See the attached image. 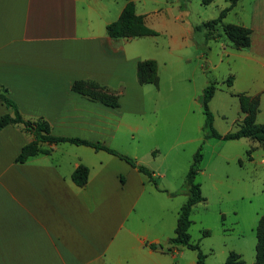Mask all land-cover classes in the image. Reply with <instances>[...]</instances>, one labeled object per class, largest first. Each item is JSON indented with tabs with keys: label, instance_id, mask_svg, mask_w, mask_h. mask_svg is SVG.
Masks as SVG:
<instances>
[{
	"label": "crops",
	"instance_id": "1",
	"mask_svg": "<svg viewBox=\"0 0 264 264\" xmlns=\"http://www.w3.org/2000/svg\"><path fill=\"white\" fill-rule=\"evenodd\" d=\"M132 1L157 35L108 36L107 26L120 18L126 0H0V85L23 118L44 119L54 136L103 144L147 167L155 179L151 181L118 156L70 143H41L45 153L18 163L22 149L35 138L21 124L7 126L0 131V264H163L159 257L164 247L153 248L160 243L176 253L169 264H183L185 247L171 244L175 236H164L155 224L142 226L141 217L142 209L150 210L160 216L161 224L168 214L172 223L176 190L165 182L174 143L167 133L171 123L164 116L171 107L161 103L174 91L173 61L167 57L174 55L179 37L186 38L181 46L188 54L187 37L200 26L170 35L164 46L166 57L163 47L155 49L146 39H158L156 26L167 29L168 19L158 7L140 13L138 2L148 0ZM227 3L221 11L230 0ZM189 17L186 9L174 22ZM207 22L203 23L206 40L217 41L215 34L207 39ZM223 24L250 30L251 41L249 47L236 49L228 39L232 48L222 55L227 57L229 75L215 82L212 100L220 87L238 101V95L258 99L256 123L264 124V0H239ZM202 59L203 55L195 58ZM148 60L157 63L158 87L139 82L138 66ZM207 61L212 65L210 57ZM229 78L230 87L224 83ZM81 81L117 97L118 108L75 91L73 86ZM147 95L152 106L146 104ZM13 112L0 101V118ZM240 113L237 127L245 118L241 107ZM150 142L154 146L148 147ZM168 143L169 151L159 147ZM80 166L89 171L83 186L72 178ZM179 212L175 211L176 227Z\"/></svg>",
	"mask_w": 264,
	"mask_h": 264
},
{
	"label": "rangeland",
	"instance_id": "2",
	"mask_svg": "<svg viewBox=\"0 0 264 264\" xmlns=\"http://www.w3.org/2000/svg\"><path fill=\"white\" fill-rule=\"evenodd\" d=\"M227 1L215 0L209 6H203L200 0H148L146 4L138 2L140 13H151L158 7L161 15L168 19L167 29L162 25L156 26L160 31L158 39H146L148 40L146 42H153L152 46L155 49L163 50L164 48L165 56L167 48L164 46L169 42L170 35L185 33L191 30V26H200L199 29H194L193 36L187 37L188 54L186 46H181L182 42L185 44L186 38L179 37L178 44L174 45V55L171 58L166 56L173 61L174 85V91L171 94L168 93L167 97L163 93L165 97L161 101L162 104H168L171 107L168 114L164 116L171 123H168L167 133H171L172 144L174 143L171 151L172 160L168 162L172 167L165 182L169 189L176 190L174 193L176 206L170 209L173 215L172 223L169 214L161 224L158 219L160 216L144 209H142L141 219L142 226L149 225L152 228L155 224V228L164 236H175V211H180L177 209L187 202V196L179 191L191 168L194 155L202 147L203 160L196 182L201 186L205 201L193 207L192 224L189 229L191 242L200 246L205 255V264H226L231 252L241 255L246 264H254L257 244L256 228L264 215V149L248 139L227 141L206 138L203 130L205 123L201 103L203 88L212 81L221 83L228 77L227 57L223 56L222 52L232 48L221 27H216V33L215 29L213 32L217 41L213 39L207 41L203 23L217 19L223 7L228 4ZM186 9L190 12L189 21L175 23V18ZM231 18L235 19V17ZM141 40L136 42L145 45L146 43ZM155 52V50L152 51L151 55H155ZM198 55L204 56L200 62L195 60ZM209 57L212 65H209L207 61ZM187 59H191V62H187ZM179 66L184 69L179 70ZM220 88L210 103V109L215 118L216 130L221 135H226L236 131V122L241 113L238 99L233 97L225 87ZM88 89L92 90L95 96H103L97 87L89 85ZM148 99L149 95L146 96V104L152 106L154 102ZM169 125H172V128ZM147 146H154V142H150ZM159 147L169 151L170 143ZM252 148L254 150L249 158L248 153ZM143 149L145 147L141 151ZM158 183L160 184L159 179ZM181 200L183 202L178 204ZM204 232H209V235H204ZM155 246L164 247L165 253L159 257L163 264H169V258L176 256V253H171L167 249L166 243L155 244ZM184 252L183 264H197L196 252L187 248Z\"/></svg>",
	"mask_w": 264,
	"mask_h": 264
},
{
	"label": "trees",
	"instance_id": "3",
	"mask_svg": "<svg viewBox=\"0 0 264 264\" xmlns=\"http://www.w3.org/2000/svg\"><path fill=\"white\" fill-rule=\"evenodd\" d=\"M127 4L120 16V18L107 26V34L111 39H121V38H136L144 36H155L157 33L145 25L144 16L138 15L136 12L135 4L132 0H126ZM215 0H200L203 6L211 5ZM239 0H230V5L221 11L219 17L215 20L209 21L205 24L207 28V39H211L213 30L222 25V29L226 37L233 43L236 49L247 48L250 46L251 41V31L239 26L224 25L223 20L227 14L236 6ZM157 63L153 60H148L141 62L138 66V79L141 84H153L156 87L159 86ZM227 86L232 85V78H229L224 82ZM92 85L101 90L103 96H95L92 90L88 89V86ZM73 89L78 93L91 98L94 101L102 103L104 105L118 108L119 104L117 102V97H114L102 90L95 84L88 82H76ZM217 90V83L211 82L205 88L203 95L201 97V103L203 107V112L205 115V123L203 130L205 132L206 138L223 139L227 141L240 140V139H252L259 142L264 147V124L256 123V116L259 112V101L258 99L247 97L246 95H238L241 111L245 114L244 120L238 125L236 131L228 133L226 135H221L214 126V115L210 110L209 104L214 97L215 91ZM0 101L5 104L8 108H11L14 112L13 115L6 114L0 118V131L9 125L21 124L25 129L33 134L34 141L26 145L16 161L18 163H23L32 156L39 153H45L41 149V143L50 144H61L70 143L74 145L89 146L97 151H106L112 155L118 156L121 159L128 162L132 167L138 169L141 173L146 175L151 181L155 182L153 177V172L150 171L144 165L138 164L135 160L117 153L116 151L108 148L107 146L100 143H92L89 141L77 139V138H67L54 136L51 133L50 125L44 119H39L36 121L25 120L21 115L18 107L14 101L7 96V90L0 85ZM202 147L194 155L193 163L189 172L186 176L185 182L179 191L185 196H187V202L181 207L179 212V218L177 222V227L175 230V237L171 238L169 242L176 246L185 247L189 250L195 251L197 253V264H205V255L202 253L201 248L198 244L191 242V236L189 234V229L191 227V213L193 207L199 203L205 201L202 195L201 186L196 182V177L201 171V162L203 160V155L201 153ZM251 151L248 155L250 156ZM88 169L84 166L78 167L73 173V181L78 186H83L87 183L88 179ZM204 235H209V232H204ZM256 261L254 264H264V215L261 217L259 224L256 228ZM156 249V246H153ZM226 264H246L241 255L231 252L228 256Z\"/></svg>",
	"mask_w": 264,
	"mask_h": 264
},
{
	"label": "water",
	"instance_id": "4",
	"mask_svg": "<svg viewBox=\"0 0 264 264\" xmlns=\"http://www.w3.org/2000/svg\"><path fill=\"white\" fill-rule=\"evenodd\" d=\"M159 248H160V249H162V247H161V246H160Z\"/></svg>",
	"mask_w": 264,
	"mask_h": 264
}]
</instances>
